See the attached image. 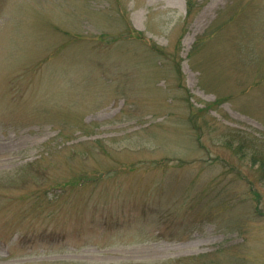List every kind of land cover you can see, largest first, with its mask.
I'll return each instance as SVG.
<instances>
[{
  "label": "rangeland",
  "instance_id": "374dc122",
  "mask_svg": "<svg viewBox=\"0 0 264 264\" xmlns=\"http://www.w3.org/2000/svg\"><path fill=\"white\" fill-rule=\"evenodd\" d=\"M0 264H264V0H0Z\"/></svg>",
  "mask_w": 264,
  "mask_h": 264
},
{
  "label": "trees",
  "instance_id": "16d2710c",
  "mask_svg": "<svg viewBox=\"0 0 264 264\" xmlns=\"http://www.w3.org/2000/svg\"><path fill=\"white\" fill-rule=\"evenodd\" d=\"M242 146H244V144H241V145H239L237 148H238V152H241L240 150L242 149H244ZM256 154L254 153V155H253V158H252V161L253 162H256ZM263 164V163H262ZM81 184H84V183H89V180L87 179V178H81ZM57 190H58V188H57ZM64 238H66V236H65V234H64V236H63Z\"/></svg>",
  "mask_w": 264,
  "mask_h": 264
}]
</instances>
